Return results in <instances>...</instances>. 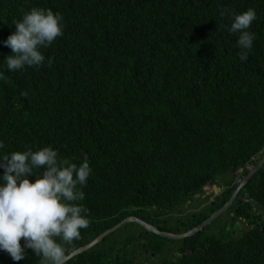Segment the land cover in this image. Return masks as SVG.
<instances>
[{
	"label": "trees",
	"instance_id": "obj_1",
	"mask_svg": "<svg viewBox=\"0 0 264 264\" xmlns=\"http://www.w3.org/2000/svg\"><path fill=\"white\" fill-rule=\"evenodd\" d=\"M33 7L59 13L63 35L40 48L42 65L9 71L4 41ZM250 8L255 39L242 62L239 33L228 28ZM0 72V158L51 147L79 166L86 154L92 171L81 190L113 198L110 217L181 198L172 191L186 198L264 155V0H0ZM244 187L264 202V164ZM255 221L221 255L195 262L264 264V218ZM80 234L67 254L90 239ZM106 252L96 245L66 264H107ZM40 259L0 250V264Z\"/></svg>",
	"mask_w": 264,
	"mask_h": 264
},
{
	"label": "clouds",
	"instance_id": "obj_2",
	"mask_svg": "<svg viewBox=\"0 0 264 264\" xmlns=\"http://www.w3.org/2000/svg\"><path fill=\"white\" fill-rule=\"evenodd\" d=\"M62 19L59 13H54L51 9L33 7L25 12L15 22V31L4 41L12 53L6 57L7 69L16 71L25 66L42 65L45 56L40 48L50 46L56 38L63 35ZM256 19L255 10L250 8L236 14L228 28L230 33H239L237 44L241 49L239 59L242 62L247 60V50L253 46L255 34L248 29ZM0 79H5L4 72H0ZM21 95L26 96L27 93ZM3 147V142H0V148ZM262 151L263 149L243 164L237 165L236 169H231L236 174L237 186L262 158ZM0 167L4 169L3 182L0 183V250L8 253L12 260L25 259V249H31L36 256L41 257L40 264H66L71 251L67 254L65 245H72L73 241L80 239L81 229L90 238L87 243L105 232L102 231L103 225L110 219L113 198L101 196L94 189H88L85 193L81 190L92 171L86 154L83 162L77 166L69 159L59 158L58 152L51 147H43L34 152L15 151L0 158ZM41 168L44 169L42 178L34 173V169ZM30 175H36L37 178L30 181ZM248 181L240 187L241 191L248 192L244 189ZM248 197L254 204L260 201L249 195ZM232 201L222 206L226 205L223 211ZM57 238L62 243L57 242ZM21 240L24 241L23 246ZM98 243L99 241L88 250Z\"/></svg>",
	"mask_w": 264,
	"mask_h": 264
},
{
	"label": "flooded vegetation",
	"instance_id": "obj_3",
	"mask_svg": "<svg viewBox=\"0 0 264 264\" xmlns=\"http://www.w3.org/2000/svg\"><path fill=\"white\" fill-rule=\"evenodd\" d=\"M213 180L214 182L202 184L199 189H191L186 198L181 192L172 191V198L175 195L181 198L162 203L160 206L148 203L145 206L129 208L128 212L111 214L110 219L104 222L102 231H108L114 224H121L102 237L97 244L101 247L106 243L107 264H174L175 255L180 257L178 264H197L195 260L199 263L206 261L208 252L221 255L235 237L240 236L252 225V220H256L254 222L256 225L257 221L264 218V202L254 204L250 201L247 191L240 189L228 208L202 229L207 230L209 238L213 237L208 241L206 257L202 260H199L197 252L208 240L201 237L202 230L196 233L197 235L170 239L147 230L139 221L163 232L172 234L187 232L219 208L222 209L237 188L234 170L218 173ZM217 220L219 222L215 223ZM220 235H224L226 239L219 241L214 238ZM186 238H189V241L183 244L182 240ZM186 246L187 251L195 255L193 263L187 262L190 255L186 251Z\"/></svg>",
	"mask_w": 264,
	"mask_h": 264
},
{
	"label": "water",
	"instance_id": "obj_4",
	"mask_svg": "<svg viewBox=\"0 0 264 264\" xmlns=\"http://www.w3.org/2000/svg\"><path fill=\"white\" fill-rule=\"evenodd\" d=\"M264 163V155L262 156V158L259 160V162L250 169V171L244 176L243 180L239 183V185L237 186L236 190L232 193L231 195V198H229V202L232 201V199L235 197V195L237 194V192L239 191L240 187L246 183L249 178L258 170L262 167ZM227 201V202H228ZM226 202V203H227ZM226 207V205L222 208V209H218L216 212H214L213 214H211L208 218L204 219L200 224H198L197 226L191 228L190 230H188L187 232L185 233H182V234H172V233H169V232H163V231H160L152 226H150L149 224H146L145 222L140 221V223L147 229V230H150L152 232H155L156 234L160 235V236H164V237H168L170 239H179V238H183L185 236H188V235H191L197 231H199L200 229H202L204 226H206L207 224H209L213 219H215L221 212H223V209ZM121 223H118V224H115L113 225L112 227H110L108 229V231H105L101 234H99L96 239H93L90 243H87L83 246H80L78 248H76L75 250L71 251L69 254H68V259L71 258L72 256L76 255V254H79L85 250H88V248L92 247L95 243H97L105 234H107L108 232H111L113 231L114 229H116ZM67 259V260H68Z\"/></svg>",
	"mask_w": 264,
	"mask_h": 264
},
{
	"label": "rangeland",
	"instance_id": "obj_5",
	"mask_svg": "<svg viewBox=\"0 0 264 264\" xmlns=\"http://www.w3.org/2000/svg\"><path fill=\"white\" fill-rule=\"evenodd\" d=\"M219 222V220H217L215 223H218ZM201 237L203 238V237H206V238H208V240H207V242L205 243V246L204 247H202V248H200L199 250H198V255H199V260H202V259H204L205 257H206V253H205V249H206V247L208 246V241L211 239V238H213V237H208V235H207V230H202L201 231ZM214 238H217L219 241H223V240H225L226 239V237L224 236V235H220V236H214ZM167 240V239H166ZM174 242V241H173ZM189 255H190V257L188 258V261L187 262H190V263H193L194 262V256L195 255H192V254H190L189 253Z\"/></svg>",
	"mask_w": 264,
	"mask_h": 264
},
{
	"label": "bare ground",
	"instance_id": "obj_6",
	"mask_svg": "<svg viewBox=\"0 0 264 264\" xmlns=\"http://www.w3.org/2000/svg\"><path fill=\"white\" fill-rule=\"evenodd\" d=\"M211 212V211H210ZM171 219V218H170ZM146 220V219H145ZM153 220V219H152ZM151 221V220H150ZM214 225V224H213ZM167 231V230H166ZM144 235V234H143Z\"/></svg>",
	"mask_w": 264,
	"mask_h": 264
}]
</instances>
